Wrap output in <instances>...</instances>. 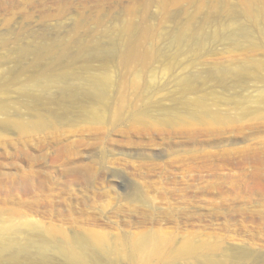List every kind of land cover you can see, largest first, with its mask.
Masks as SVG:
<instances>
[{"label":"rangeland","instance_id":"374dc122","mask_svg":"<svg viewBox=\"0 0 264 264\" xmlns=\"http://www.w3.org/2000/svg\"><path fill=\"white\" fill-rule=\"evenodd\" d=\"M0 264H264V0H0Z\"/></svg>","mask_w":264,"mask_h":264},{"label":"bare ground","instance_id":"6f19581e","mask_svg":"<svg viewBox=\"0 0 264 264\" xmlns=\"http://www.w3.org/2000/svg\"><path fill=\"white\" fill-rule=\"evenodd\" d=\"M50 236H53V235L51 234ZM92 240L93 239L90 240L92 242V244H91V242H89L88 245L90 247H95L94 249L100 248L103 245V243H104V242L103 243L102 242H94L95 240L94 241H92ZM88 241H89V238H88ZM142 243L144 244L145 241L142 240ZM66 248H67V251L70 253L71 258L73 259V261L83 262V263L86 262V255L83 252L77 251L76 248L72 244L66 243ZM184 253L185 254H188V255H192L193 253L195 254V251L194 250H191V249L181 251V254L182 255ZM181 254L179 253V255H181Z\"/></svg>","mask_w":264,"mask_h":264}]
</instances>
